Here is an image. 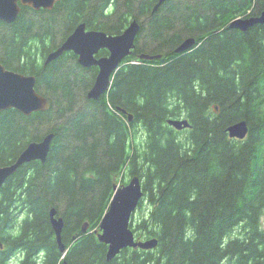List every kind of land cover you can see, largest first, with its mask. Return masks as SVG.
<instances>
[{
	"label": "trees",
	"instance_id": "16d2710c",
	"mask_svg": "<svg viewBox=\"0 0 264 264\" xmlns=\"http://www.w3.org/2000/svg\"><path fill=\"white\" fill-rule=\"evenodd\" d=\"M157 2L60 0L0 21V63L35 75L50 101L30 115L0 112V165L54 133L46 161L23 164L0 189V264H264V24L228 28L264 0H166L153 11ZM132 19L141 25L135 49L99 99L87 98L97 67H81L72 52L43 64L77 24L119 34ZM190 36L194 46L176 53ZM180 117L190 127L167 123ZM242 119L247 136L230 138L227 126ZM134 175L143 197L130 228L158 243L107 260L95 231L115 184Z\"/></svg>",
	"mask_w": 264,
	"mask_h": 264
},
{
	"label": "water",
	"instance_id": "95a60500",
	"mask_svg": "<svg viewBox=\"0 0 264 264\" xmlns=\"http://www.w3.org/2000/svg\"><path fill=\"white\" fill-rule=\"evenodd\" d=\"M57 1L60 0H0V21L7 23L15 21L22 6L30 7L33 10H50ZM165 1L158 0L153 11ZM255 24H264V10L257 15L236 17L229 22L228 28L246 31ZM140 27V22L137 19H132L121 33L108 34L103 30L87 29L85 23L81 22L56 49L46 56L45 64L55 60L65 51H73L82 66H97L98 73L87 92L88 99L97 100L109 91L114 73L120 67L121 62L135 49V40ZM195 42V37H187L175 47L174 51L176 53L186 52L194 46ZM103 48L108 50V55L96 57L95 54ZM138 57L157 59L161 55L140 53ZM35 82V75L7 69L0 63V112L12 108L24 115H30L32 112L48 110L50 101L36 90ZM132 117V114H128L129 120ZM167 123L176 130L190 127L187 118H168ZM248 131L249 126L244 119L236 121L226 128L228 136L236 139H244ZM53 136L54 133L49 132L40 140L30 141L12 163L0 165V189L7 178L23 164L33 160L45 162ZM142 197V183L137 175L132 176L126 184L114 186L111 201L101 218L98 230L95 231L98 240L107 245V260L114 258L126 247L152 249L157 246L158 241L155 237L136 240L130 228L131 219ZM49 217L59 249L65 254L67 248L61 241L63 219L57 216L54 207L50 209ZM87 227L88 223L85 222L81 230L85 232ZM61 264L69 263L63 260Z\"/></svg>",
	"mask_w": 264,
	"mask_h": 264
},
{
	"label": "flooded vegetation",
	"instance_id": "af4514ba",
	"mask_svg": "<svg viewBox=\"0 0 264 264\" xmlns=\"http://www.w3.org/2000/svg\"><path fill=\"white\" fill-rule=\"evenodd\" d=\"M22 7H26V6H22ZM29 8H30V7H29ZM31 9H32V8H31ZM52 9H53V8H52ZM21 10H22V8H21ZM32 10H33V9H32ZM39 10H40V9H39ZM43 10H49V9H43ZM50 10H51V9H50ZM35 11H38V10H35ZM20 12H21V11H20ZM19 14H20V13H19ZM18 16H19V15H18ZM6 23H7V22H6ZM79 24H80V23H79ZM77 25H78V24H77ZM77 25H76V26H77ZM85 25H86V24H85ZM76 26H75V27H76ZM75 27H74V28H75ZM86 28H87V27H86ZM73 30H74V29H73ZM73 30H72V31H73ZM71 33H72V32H71ZM69 34H70V33H69ZM69 34H68V35H69ZM68 35H67V36H68ZM67 36H66V37H67ZM66 37H65V38H66ZM64 40H65V39H64ZM64 40H62L60 43H58L55 47H53L50 51H48V52L45 54V57H44V59H43V64H44V65H47V64H45L46 56H47L51 51H53L54 49H56V48H57V47H58V46H59ZM103 49H105V48H103ZM100 50H102V49H100ZM100 50H99V51H100ZM106 50H107V49H106ZM99 51H98L97 54H95L96 57H101V56H107V55H108V53H107L106 55H99ZM107 51H108V50H107ZM133 51H134V50H133ZM65 52H72V53L74 54V56L76 57V62L79 64V62H78V57H77V55H76L73 51H65ZM65 52H63L61 55H63ZM61 55H60V56H61ZM130 55H131V54H130ZM130 55H129V56H130ZM60 56H59V57H60ZM59 57H58V58H59ZM127 57H128V56H127ZM56 59H57V58H56ZM56 59H55V60H56ZM53 61H54V60H53ZM51 62H52V61H51ZM51 62H50V63H51ZM122 62H123V61H122ZM48 64H49V63H48ZM79 65H80L81 67H83V68H89V69L92 68V67H97V66H95V65H92V66H89V67H84V66H82L81 64H79ZM121 65H122V63H121ZM121 65H120V66H121ZM119 68H120V67H119ZM119 68H118V69H119ZM97 73H98V67H97ZM97 73H96V75H97ZM115 73H116V72H115ZM115 73H114V75H115ZM96 75H95V77H94V80H95V78H96ZM114 75H113V77H114ZM112 80H113V78H112ZM93 83H94V81H93ZM93 83H92V85H93ZM111 83H112V82H111ZM92 85H91V86H92ZM110 87H111V86H110ZM90 88H91V87H90ZM90 88H89V89H90ZM89 89H88V90H89ZM87 92H88V91H87ZM103 95H104V94H103ZM98 99H99V98H98Z\"/></svg>",
	"mask_w": 264,
	"mask_h": 264
},
{
	"label": "rangeland",
	"instance_id": "374dc122",
	"mask_svg": "<svg viewBox=\"0 0 264 264\" xmlns=\"http://www.w3.org/2000/svg\"><path fill=\"white\" fill-rule=\"evenodd\" d=\"M128 179H129V177H126V181H128ZM137 212H138V208H137L135 214H136ZM133 217H134V216H133ZM262 222H263V225H264V215H263V217H262ZM14 259H17V258H14Z\"/></svg>",
	"mask_w": 264,
	"mask_h": 264
},
{
	"label": "bare ground",
	"instance_id": "6f19581e",
	"mask_svg": "<svg viewBox=\"0 0 264 264\" xmlns=\"http://www.w3.org/2000/svg\"><path fill=\"white\" fill-rule=\"evenodd\" d=\"M17 19V18H16Z\"/></svg>",
	"mask_w": 264,
	"mask_h": 264
}]
</instances>
